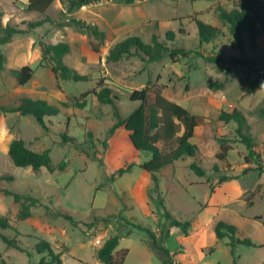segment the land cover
Returning <instances> with one entry per match:
<instances>
[{
  "label": "rangeland",
  "instance_id": "obj_1",
  "mask_svg": "<svg viewBox=\"0 0 264 264\" xmlns=\"http://www.w3.org/2000/svg\"><path fill=\"white\" fill-rule=\"evenodd\" d=\"M239 3L143 0L127 4L125 0H107L69 12L67 5L56 0L46 13L50 22L15 36L1 47L6 64L0 72V105L15 107L21 98L29 96L58 106L61 112L46 119L45 130L32 116L0 111V216L11 225L6 231L0 230V234L25 249L9 247L0 238V264H39L42 255L36 253V245L40 240L49 242L61 254L62 264H102L98 251L116 235L121 236L117 255L128 250L125 264H163L167 256L152 248L149 236L121 219L123 216L149 227L158 239L162 235L166 218L159 202L149 198L150 175L139 166L122 176L116 174L131 162L141 164L151 157L135 152L124 128L110 132L117 123L112 106L101 103L95 94L84 96L104 87L111 89L119 97L118 107L126 119L140 105L130 101L131 93L147 86L151 89L150 105L154 103L155 91L160 90L167 99L204 119L191 140L198 147L197 155L178 161L159 174L166 208L176 219L191 222L187 237L181 230L171 229V236L161 240L162 245L180 264H233L229 238L220 241L214 232L216 224L224 221L238 228L240 239L248 238L256 246H238L237 264H264V174L255 170L257 164L246 162L248 151L239 142L237 124L219 120L223 111L231 113L237 109L245 115L264 167V81L254 93H249V85L258 75L231 62L233 58L256 59L263 50L255 51L249 44L243 50L238 48L217 13L219 5L232 10ZM28 5L29 0H0L3 23L26 28L29 21L45 16L30 12ZM71 19L97 27L104 37L72 25ZM195 20L218 27L221 36L200 48ZM181 29L184 35L180 34ZM168 32L176 34L175 46L192 54L155 63H146L136 56L108 61L111 49L133 36L148 44L158 37L168 46L173 45L166 39ZM41 42L68 43L71 52L64 58L65 63L89 80L63 81L52 72L50 64L41 65ZM199 53L204 57L222 54L225 60L211 64ZM26 65L35 74L26 86H19L10 71ZM64 133L75 137L80 149L63 144ZM16 139L25 141L36 152L50 150L54 172L16 167L8 154ZM220 140L231 147L224 160L218 158ZM62 162L64 171L58 168ZM193 162L206 170V177L194 174L190 169ZM221 175L232 178L220 183ZM5 190L32 196L41 204L33 210L32 217L21 220L20 205ZM47 206L72 214L78 226L63 218L48 217ZM128 231L132 232L130 236Z\"/></svg>",
  "mask_w": 264,
  "mask_h": 264
},
{
  "label": "trees",
  "instance_id": "obj_2",
  "mask_svg": "<svg viewBox=\"0 0 264 264\" xmlns=\"http://www.w3.org/2000/svg\"><path fill=\"white\" fill-rule=\"evenodd\" d=\"M56 0H29L28 10L30 12L45 15L38 20H32L26 23V28L19 25L3 23L4 14L0 7V72L5 69L6 56L2 52L1 47L12 42L13 38L18 35L28 34L44 26L51 21V18L46 15L50 7ZM63 4L68 6V11L81 9L85 6L98 4L107 0H60ZM136 1L143 0H125L127 4H133ZM214 1V0H208ZM240 3L232 10H227L222 6L217 7V13L220 21L228 26L230 35L234 38L235 45L243 50L246 44H249L255 51H262L260 57L256 59L239 58L231 59V62L237 66L247 67L258 75V77L249 85V93H254L256 87L264 81V49L262 48V41L264 42V0H239ZM200 48L204 45L214 43L220 36L221 30L218 27L207 24L202 20H195ZM70 23L79 26L83 29H88L91 34L95 36L104 37L97 27L87 24L82 20L71 19ZM180 34L184 35L185 31L180 30ZM174 32H168L166 39L172 42L173 45H167L160 41L158 37L152 39V43H145L140 37L133 36L125 39L124 41L115 45L108 55V61L118 62L124 57H140L146 63L160 62L167 57L178 58L187 57L192 54L191 51L186 50L184 47L175 46ZM42 50L43 64H50L52 72L63 81H71L74 83L86 82L89 80L87 75H81L77 70L69 67L64 58L70 54L71 47L68 43L60 42L57 44L40 43ZM199 56L204 57L202 53ZM205 60L211 64H219L225 60V56L217 54L216 57H204ZM11 75L16 79L19 86H26L34 77L35 70L29 66L15 68L10 71ZM150 87H145L141 90H135L131 93L129 99L132 102H139L140 105L126 118L123 119L118 107L119 97L113 94V91L107 87L102 88L100 91H92L86 93L95 94L99 101L103 104L112 106L117 123L110 129L111 133L124 128L128 133L130 141L133 143L135 152L138 154L145 153L151 158L141 164L131 162L124 167H121L116 174L122 176L130 173L136 166L147 172L151 178V190L149 191V198L152 201H158L163 207L166 224L162 229V235L158 239L155 232L149 227L139 223H132L125 217H121L122 221L131 225L138 231L145 232L151 239L152 248L163 252L167 258L163 260V264H180L173 259L171 252L162 245L161 240H166L171 236V229L181 230L183 236L189 235L191 228L190 221H180L176 219L173 214L166 208L163 193L160 189V172L165 168L172 166L178 161L185 160L186 158H194L198 153L197 145L193 144L191 140L196 135V130L204 123L203 117L192 114L187 108L182 105L167 99L163 93L158 90L155 91V99L152 105L149 104ZM82 107L85 105L82 104ZM0 111L3 114H19L22 116H32L36 122L45 130L47 127V118L56 117L60 114L61 110L58 106L52 105L42 99H33L25 96L20 99V102L15 107H6L0 105ZM219 120L225 123L234 122L237 124L236 134L239 142L244 145L248 151L246 157L247 163L257 164L255 170L264 174V167L261 163V158L256 152L255 138L251 134L250 126L248 125L245 115L235 109L233 112H222ZM182 135L179 136L180 132ZM62 143L65 145H72L76 149H80V144L75 137L69 136L64 133L62 136ZM170 147L164 150L160 147ZM230 145L226 141L220 140V154L219 160H224L229 151ZM14 165L19 168L31 167L34 171H39L46 168L49 172H54L52 164V157L50 150L43 152H36L31 150L25 141L21 139L14 140L8 152ZM60 171H64L65 162L58 166ZM190 169L198 177H206V170L200 167L196 162L190 164ZM215 170L218 171L217 165ZM232 177L221 175L219 182H225ZM111 180H116L115 176ZM5 193L12 196L14 201L20 205L18 217L21 220H26L33 215V210L40 206L38 199L24 195L20 192L5 190ZM45 214L52 219L63 218L70 222L74 227L78 226V221L70 213L64 211H56L50 207H45ZM11 228L10 222L7 218L0 216V230L6 231ZM215 235L218 240L229 238V246L233 257V264H237V247H256L254 243L246 238L240 239L238 228L224 221H219L215 226ZM131 231L127 232L130 236ZM0 238L9 247L23 250L20 244L13 239H10L5 234L1 233ZM121 236L116 235L106 240L104 245L98 251V257L102 264H125L128 250H124L121 256L117 255V249L120 245ZM28 253V252H27ZM36 253L42 255L39 264H62L61 254L56 253L51 244L45 240H40L36 245ZM30 254V253H28Z\"/></svg>",
  "mask_w": 264,
  "mask_h": 264
},
{
  "label": "water",
  "instance_id": "obj_3",
  "mask_svg": "<svg viewBox=\"0 0 264 264\" xmlns=\"http://www.w3.org/2000/svg\"><path fill=\"white\" fill-rule=\"evenodd\" d=\"M133 144V143H132Z\"/></svg>",
  "mask_w": 264,
  "mask_h": 264
}]
</instances>
